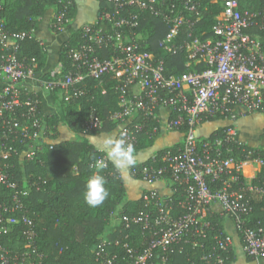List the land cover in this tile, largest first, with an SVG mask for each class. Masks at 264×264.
Segmentation results:
<instances>
[{
  "label": "built area",
  "instance_id": "obj_1",
  "mask_svg": "<svg viewBox=\"0 0 264 264\" xmlns=\"http://www.w3.org/2000/svg\"><path fill=\"white\" fill-rule=\"evenodd\" d=\"M99 3L103 6L97 20L80 27V40L72 46L64 44L65 62L60 61L58 69L46 73L36 70L35 58L20 55L18 40L30 37V32L9 33L3 30L0 20V135L6 142L0 144V185L12 190L13 200L11 206L0 210L1 264L6 262L1 239L14 223L21 221L26 226L22 231L24 247L34 244L33 222L26 215L17 219L8 213L21 210L20 198L26 197L33 188H40L34 176L23 172V165H28L41 150L52 145L42 100L36 91L60 93L66 100L75 99L88 93V78L97 82L102 93L107 80L115 81L113 89L119 108L110 112L108 119L117 124L116 136L123 134L134 146L146 121L153 123L152 131L185 128L181 146L165 154L163 166L142 165L139 171L130 168L131 175L140 174V179L148 184L165 178L181 188L184 199L179 206L183 212H173L171 195L164 196L155 189L145 191L144 209L120 216L125 230L137 225L147 235L144 247L137 250L127 241L102 237L94 249L96 260L100 264H145L155 249L167 250L182 239L188 242L194 237H204L211 228L207 218L209 208L217 203L223 214L232 219L245 256L262 264L264 229L246 225L250 207L243 190L234 189L232 184L242 176L246 180L243 185L251 189L250 180L264 166V155L236 139L234 124L241 115L264 114V48L257 36L248 32L252 26H264V9L242 12L240 0H221L222 13L212 25L214 38L203 41L194 38L176 45L174 36L188 22L184 12L198 18L199 0H99ZM70 5L65 2L63 10L56 12L53 25L57 31L67 29L70 18L66 10ZM143 11L168 26L159 43L163 50L171 54L184 50L186 65L203 63L202 69L166 75L163 59H153L139 42L141 35L136 28ZM29 79L33 83L26 86ZM28 94L32 96L24 98ZM161 109L167 110L163 124ZM221 114L226 119L223 138L201 142L197 138L201 120ZM137 115L141 116V122L134 121ZM102 124V119L92 113L83 124L82 132L96 131ZM231 141L237 144L238 154H234ZM15 154L22 166L20 181L11 172L14 164L10 158ZM101 158L107 160L106 156L97 159ZM247 166L251 168L249 174H245ZM215 182L221 185L212 190L211 183ZM171 189L173 193L175 190ZM213 240L202 255L205 264L223 262L219 250L226 252L232 246V237L223 230ZM111 245L124 249L120 259L116 253L107 251ZM199 246L204 249L205 244Z\"/></svg>",
  "mask_w": 264,
  "mask_h": 264
},
{
  "label": "trees",
  "instance_id": "obj_2",
  "mask_svg": "<svg viewBox=\"0 0 264 264\" xmlns=\"http://www.w3.org/2000/svg\"><path fill=\"white\" fill-rule=\"evenodd\" d=\"M65 2L71 4L66 10L71 19L75 14L74 0H0V20L3 30L9 33L30 32V37L27 36L18 40V46L20 55L36 59L37 71L42 69L47 57L43 45L31 35V31L37 28L39 17L47 7L54 8L55 16L56 12L63 10ZM199 2L198 18H195L194 15H188L186 11L184 12L188 22L182 24L178 29L174 36V44L178 45L194 38L202 41L214 38L212 25L216 17L222 13L221 0H199ZM102 6L103 4L99 3V12ZM239 9L242 12H262L264 0H240ZM54 16L50 28L57 31L53 25ZM136 30L141 35L139 42L142 44L143 50L148 51L153 59H163L166 75H178L188 70L202 69L203 63L186 65L188 60L184 50L171 54L160 47L159 43L168 31V26L161 19L143 11L140 13ZM69 32L70 36L65 43L72 46L80 40V28L70 29ZM248 32L256 35L264 48V26H252ZM65 43L61 45L59 52V60L63 63L66 60L63 53ZM107 81H109L108 84H104L105 92L102 93L101 87L97 85L96 81L90 78L86 79L88 93L62 103L56 114L44 116L50 139H56L60 126L67 127L75 137L44 148L28 165H23V172L26 175L34 176L36 181L40 182V188H33L26 197L20 198L23 203L21 210H15L8 214L17 219L26 215L33 222L34 244L30 248L24 247L25 237L22 231L26 229V226L21 221L14 223L11 231L3 235L1 239V243L6 249V262L4 264H100L95 258L94 249L102 237L112 241L115 239L127 241L129 246L137 250L142 249L146 244L147 235L142 234L137 225L132 226L130 230H125L123 225L119 223L111 232L103 235L106 226L109 224L110 215L115 210L118 209L121 216L135 214L144 209L142 196L137 199H125L124 179L108 159L106 160L107 167L102 171L109 191L108 198L96 208H90L84 202L85 182L94 171L90 165L99 156H105V153L98 150L86 138L80 136L81 133H85L82 132L83 124L92 113H95L102 119V127L86 133L93 134L94 132H111L114 130L117 133V124L108 119L109 113L119 108L117 94L113 89L115 81L111 79ZM28 96L32 95L28 94L24 98ZM141 120L140 115L134 119L135 122H141ZM214 121L219 122V125L208 135L204 136L197 132V138L202 140L201 142L212 140L215 137L223 138V125L226 121L224 115L203 118L201 123ZM144 123L143 129L137 135L136 153L151 147L161 133L159 128H156L155 131L151 130L152 122L146 121ZM184 131L183 126L176 130L182 139ZM115 137H117L116 134ZM3 143L6 142L0 135V144ZM229 144L233 148L234 154H238L237 144L232 141ZM180 146L181 143L177 142L160 148L152 157L143 162H137L134 167L139 171L142 165L163 166L165 154ZM254 150L256 153L259 152L261 156L264 155V149L255 147ZM18 162L19 159L16 154L12 155L10 163L14 164V167H12L11 172H14L15 178L20 181L22 166ZM131 177L141 180L140 174L131 175ZM244 182L246 180L239 176L237 182L233 183L232 186L236 190L239 188L243 190L244 198L250 207L246 225L264 229V166L250 180L251 189L244 186ZM220 185V182L211 183V189L216 190ZM172 188L175 190L170 196L173 212L180 214L183 209L179 203L184 199V194L181 188L173 185ZM11 195L12 190L10 188L0 185V210L12 205ZM207 218L211 228L205 232L204 237H194L188 242H184L182 239L167 250L155 249L145 264H205L202 255L209 250V245L214 241L213 236L222 230L220 212L209 208ZM237 234L239 236L238 232ZM193 242L196 243L195 246H193ZM200 243L205 244L204 249L199 246ZM107 251L116 253L119 259L125 253L123 248L115 245L109 246ZM219 252L223 255V262L211 264H227L234 261L235 256L232 249L226 252L219 250ZM163 257H165L164 262H162Z\"/></svg>",
  "mask_w": 264,
  "mask_h": 264
},
{
  "label": "crops",
  "instance_id": "obj_3",
  "mask_svg": "<svg viewBox=\"0 0 264 264\" xmlns=\"http://www.w3.org/2000/svg\"><path fill=\"white\" fill-rule=\"evenodd\" d=\"M75 1V14L69 19L67 23V29L64 31H53L50 28L51 21L54 16V8L47 7L45 12L39 17V23L35 30L31 31V35L40 41V43L44 47V51L46 53L45 64L42 67L41 71L43 73L49 72L54 69H58L59 67V52L61 45L65 43L70 36V29H78L82 25L87 23H92L97 20L99 14V0H74ZM33 81L31 79L28 80L26 86H30ZM36 94L42 100V108L46 115L56 114L60 110L59 100H57L55 93L49 94L45 91L38 90ZM58 94V93H56ZM62 96V95H60ZM64 97V96H62ZM68 101V100H67ZM162 124L163 121L167 117V110H160ZM236 127V139L245 143L250 147H257L264 149V114L263 113H249L245 115L239 116L235 122ZM219 125V122H203L198 126L197 132L201 135H208L213 129H215ZM59 134L56 139H51V143L54 144L56 142L73 139L74 134L65 126H60L58 128ZM116 130L111 132H94L93 134L89 133H81L80 136L86 138L91 144H93L98 150H101L105 153L107 151V146L104 144V139L108 136L115 137ZM181 143L182 138L180 134L176 131H166L164 129L161 130L160 136L157 138L155 143L148 148L142 149L136 153L137 162H143L146 159L153 156V154L163 148L165 146H170L175 143ZM107 158V156H106ZM108 159V158H107ZM112 162V160L108 159ZM114 165V163L112 162ZM116 168V166L114 165ZM116 170L120 171L116 168ZM246 170V168H245ZM124 185L126 189L125 199H137L142 194L150 189L157 190L160 194L164 196L172 195V184L168 181V179H161L156 181L155 183L148 184L143 180H139L131 177L130 169L128 170L127 175H123ZM210 209L213 211L220 212L221 214V225L222 230L229 234L232 237V246L235 259L234 261L227 264H256V261H253L247 258L242 250L241 240L238 236L233 221L227 215H224L221 211L220 206L217 203H212ZM120 223V215L119 210H115L111 213L109 218V224L106 226L104 234L106 235L111 232L115 227H117ZM264 264L263 261L260 263Z\"/></svg>",
  "mask_w": 264,
  "mask_h": 264
},
{
  "label": "clouds",
  "instance_id": "obj_4",
  "mask_svg": "<svg viewBox=\"0 0 264 264\" xmlns=\"http://www.w3.org/2000/svg\"><path fill=\"white\" fill-rule=\"evenodd\" d=\"M107 146L106 156L112 160L121 175H127L128 170L137 163L136 148L125 140L123 134L119 137L108 136L104 139ZM107 167L105 159H96L90 168L94 169L85 182L84 202L90 208L102 205L109 196L106 179L102 171Z\"/></svg>",
  "mask_w": 264,
  "mask_h": 264
},
{
  "label": "rangeland",
  "instance_id": "obj_5",
  "mask_svg": "<svg viewBox=\"0 0 264 264\" xmlns=\"http://www.w3.org/2000/svg\"><path fill=\"white\" fill-rule=\"evenodd\" d=\"M60 95H61L60 93L55 94L57 100H59V106H60V105L62 106V103H66L67 100H66L64 97L60 96ZM245 168H246V167H245ZM249 169H251V168H249V166H247V168H246V170H245V174H249V171H250ZM248 180H250V178H247V181H248Z\"/></svg>",
  "mask_w": 264,
  "mask_h": 264
}]
</instances>
